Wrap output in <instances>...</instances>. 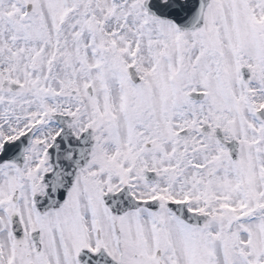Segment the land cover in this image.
I'll return each instance as SVG.
<instances>
[{
  "label": "snow or ice",
  "instance_id": "snow-or-ice-1",
  "mask_svg": "<svg viewBox=\"0 0 264 264\" xmlns=\"http://www.w3.org/2000/svg\"><path fill=\"white\" fill-rule=\"evenodd\" d=\"M0 264H264V0H0Z\"/></svg>",
  "mask_w": 264,
  "mask_h": 264
}]
</instances>
